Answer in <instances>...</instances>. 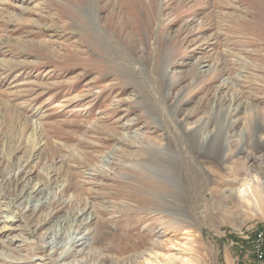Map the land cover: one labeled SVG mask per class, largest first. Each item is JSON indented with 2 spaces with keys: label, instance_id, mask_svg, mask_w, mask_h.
I'll list each match as a JSON object with an SVG mask.
<instances>
[{
  "label": "rangeland",
  "instance_id": "obj_1",
  "mask_svg": "<svg viewBox=\"0 0 264 264\" xmlns=\"http://www.w3.org/2000/svg\"><path fill=\"white\" fill-rule=\"evenodd\" d=\"M262 227L264 0H0V264H257Z\"/></svg>",
  "mask_w": 264,
  "mask_h": 264
},
{
  "label": "bare ground",
  "instance_id": "obj_2",
  "mask_svg": "<svg viewBox=\"0 0 264 264\" xmlns=\"http://www.w3.org/2000/svg\"><path fill=\"white\" fill-rule=\"evenodd\" d=\"M166 73H167V70L165 71ZM169 85V84H168ZM190 135H191V137L192 138H195L196 140H198V138H199V136L201 137V134H200V131H199V128H195V129H193L192 130V132L190 133ZM202 139L201 140H198V147H200V149H205V150H207L209 153L210 152H214L215 154H219V152H220V155H221V157H223L224 156V151L227 149V147H228V140H226L227 138H225L224 136H222L220 133H219V131L217 130V131H215L214 133H210L208 136L206 135V136H203V137H201ZM167 157H168V159H170L171 158V155H169V154H167ZM166 160V159H165ZM167 161V160H166ZM244 188V187H243ZM244 190V189H243ZM33 191L34 192H39V190L37 189V188H33ZM249 191V190H248ZM33 192V193H34ZM250 193V192H249ZM261 194V193H260ZM251 201V200H250ZM48 204V203H47ZM8 206V205H7ZM41 208H43V205L41 204L40 206H39V208L38 209H41ZM6 210V209H5ZM44 218V217H43ZM77 219V218H76ZM9 220H13V218H10ZM87 220V219H86ZM12 222V221H11ZM7 227V226H6ZM4 228V227H3ZM13 237V236H12ZM86 237V236H85ZM8 238H10V237H8ZM84 238V237H83ZM11 240V239H10ZM80 239H76L75 241L76 242H78ZM84 240H85V238H84ZM9 241V240H8ZM7 241V242H8ZM12 241V240H11ZM74 241V242H75ZM83 241V240H82ZM74 242H73V244H74ZM9 243V242H8ZM71 243H72V241H71ZM81 243H83V242H81ZM151 244H153V243H151ZM5 245V244H4ZM76 245H77V243H76ZM75 245V246H76ZM83 245V244H82ZM155 245V243L152 245V246H154ZM74 246V245H73ZM72 247V246H71ZM82 247V246H81ZM70 248V247H69ZM74 248V247H73ZM68 249V248H67ZM66 249V251H64V252H62V253H60L57 257L59 258V257H61V258H63V257H67V256H70V255H72V254H74V256H75V253L73 252V249L72 248H70L69 250H67ZM81 250V249H80ZM79 251V250H78ZM147 253H148V255L151 257V255H153L154 256V258H158V254L157 253H155L154 251L152 252V249H150V248H148L147 250H145ZM145 251H143V252H141V254H144V252ZM2 253V252H1ZM10 253V252H9ZM54 254V253H53ZM77 254H79V253H77ZM138 255V253L137 254H133V256H137ZM140 255V254H139ZM166 254H162V257L163 256H165ZM171 255V254H170ZM169 254H167L166 256L168 257V258H170L171 256H170ZM104 256V255H103ZM50 259H52L51 258V256H48ZM92 257V256H91ZM105 257V256H104ZM150 257H145L144 258V262H145V264H154L153 263V260L154 259H152V258H150ZM48 258V259H49ZM170 259H172V258H170ZM130 260H131V258H130ZM156 260V259H155ZM177 260V259H176ZM180 260L181 261H185V258L182 256L181 258H180ZM174 259H172L171 260V262L169 263V264H175L174 262ZM110 262L112 263L113 261H111L110 260ZM83 262L81 261V260H79V259H76L75 257H74V259L71 261V262H69V263H66V264H82ZM110 263V264H111ZM141 264H143V263H141Z\"/></svg>",
  "mask_w": 264,
  "mask_h": 264
},
{
  "label": "built area",
  "instance_id": "obj_3",
  "mask_svg": "<svg viewBox=\"0 0 264 264\" xmlns=\"http://www.w3.org/2000/svg\"><path fill=\"white\" fill-rule=\"evenodd\" d=\"M246 239L257 264H264V227L254 230Z\"/></svg>",
  "mask_w": 264,
  "mask_h": 264
}]
</instances>
